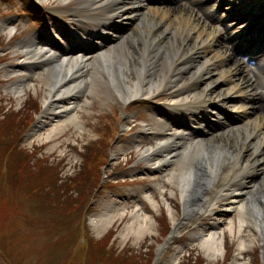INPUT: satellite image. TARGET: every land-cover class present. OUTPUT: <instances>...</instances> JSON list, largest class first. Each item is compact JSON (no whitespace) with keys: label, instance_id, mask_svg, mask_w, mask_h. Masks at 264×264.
Listing matches in <instances>:
<instances>
[{"label":"bare ground","instance_id":"obj_1","mask_svg":"<svg viewBox=\"0 0 264 264\" xmlns=\"http://www.w3.org/2000/svg\"><path fill=\"white\" fill-rule=\"evenodd\" d=\"M204 15L198 4L174 0H83L63 15L84 25L68 24L62 31L70 39L68 49L36 33L18 44L16 52L24 57L18 68L6 70V77L25 73L6 88L15 97L35 86L36 78L46 87L40 120L27 135L30 141L57 137L62 127L81 128L78 111L85 108L87 94H103L123 105L139 98L168 100L165 106L177 115L155 110L133 142L144 169L160 174L164 186L171 184L182 202L181 220L170 208L173 229L157 250L155 264L189 228L196 229V240L209 259L216 260L224 241L213 218L233 214L237 233L246 234L237 251L247 249L253 235L260 236L264 259V96L250 95V105L235 107L243 111L233 119L235 125L206 117L207 108L223 116L224 106L251 87L252 77L235 52H228L221 31L202 22ZM88 22L96 28H87ZM6 30L14 33L3 24L0 34ZM151 137L154 141L144 148ZM108 205L90 219L99 233L125 217L130 222L124 239L133 235L140 242L153 232V216L141 201L116 195ZM207 217L210 223L198 225ZM235 225L230 218L231 233Z\"/></svg>","mask_w":264,"mask_h":264},{"label":"rangeland","instance_id":"obj_2","mask_svg":"<svg viewBox=\"0 0 264 264\" xmlns=\"http://www.w3.org/2000/svg\"><path fill=\"white\" fill-rule=\"evenodd\" d=\"M82 3L83 0H0V28L3 24L14 28L12 35L9 30L0 34V170L9 172H2V178L0 176V264H155L157 250L165 245L173 228L170 208L175 209L178 220L182 217L179 192L169 183L165 187L160 174L151 175L144 169L146 164L140 160L141 153L133 143L138 141L136 135L151 120L155 109H165L163 105L147 103L141 100L143 98L123 105L103 94H87L83 99L85 108L78 111L82 116L81 128L70 125L62 127L57 137L28 140V133L40 120L46 87L36 78L35 86L31 84L25 95L15 97L6 88L25 73L6 77V70L17 69L24 60L23 53L16 50L27 37L36 33L48 35L53 27L64 31L66 23L83 28L74 18L63 16L78 9ZM35 105H39L41 110L38 115L33 109ZM30 115L34 123L18 142L16 123L22 125L21 122ZM11 118L15 125L9 133L14 134L12 140L17 144V150L32 155L29 162L32 173L45 164L55 167L60 179L57 187L81 171L88 155L87 147L95 149L88 166L95 165L97 170L95 168L91 180L86 182L85 190L89 191L96 176L102 174L104 184L89 205L84 203L71 213L80 188L69 184L60 206L53 204L54 211L49 210V204L44 205L38 197L35 185L26 183L22 174L17 178L12 169L15 163L12 157L8 158L7 166L3 164L10 145L2 136V128ZM159 120L156 125L160 124ZM43 127L42 133L45 134L49 125ZM153 141L152 137L146 138L143 147H148ZM10 161L12 166L9 169ZM108 161V167H103ZM116 195L141 201L153 216L154 230L140 242L133 235L127 239L122 237L125 226L130 222L126 217L101 233L91 224V217L108 208ZM70 202L75 204L69 205ZM232 217L236 223L235 233H231L227 226ZM213 219L220 223L218 232L223 233L224 241L222 253L216 260L211 261L200 241L196 240V229L189 228L167 246L160 264H264L260 236L253 235L250 239L253 243L238 252V244L246 234L237 233L236 215H216ZM210 222L207 217L198 225L205 226ZM98 249L102 255L105 251L108 254L103 257Z\"/></svg>","mask_w":264,"mask_h":264},{"label":"trees","instance_id":"obj_3","mask_svg":"<svg viewBox=\"0 0 264 264\" xmlns=\"http://www.w3.org/2000/svg\"><path fill=\"white\" fill-rule=\"evenodd\" d=\"M33 109L37 111L38 105H35ZM32 122H33V118H32V115H30L29 117H27L21 122L22 125H18L16 123L19 129V132L16 133L17 134L16 138L18 139L17 141L21 140L20 138L22 136V133L28 128V126H30ZM13 123H14V120L13 118H11L9 121L6 122V124H4V128H2L3 129L2 136L5 140L6 139L8 140V143L10 145L6 153L10 152V155H11V153L13 152L11 157L15 163H13L14 166L9 165V169L12 166V169H14V171L17 174V178L20 177L18 176V174H22V176H24L26 183H30V184L33 183L35 185L34 188H36L38 197H40L41 202L46 206H47V203L49 204L48 206L49 210H53V207H52L53 204L57 206L62 202L61 198H63V196L65 197V193L67 192V188L69 184L75 185L77 189L80 188L78 189V197L75 199V203L76 204H84V203L89 204L90 197L93 195V193L99 186V183L101 180L100 176H96V178L94 179L95 181H93L94 183L90 187V190L89 191L85 190L86 182L90 181L91 176H93L95 173V168H96L95 165H93L92 167L88 166L90 157L93 155V153L95 154V149L87 147L88 155L85 156V164L83 165L81 171L75 177L70 178V180L63 182L61 185H59V187H57L56 186L57 182L60 179L58 178V172L55 167L50 166L49 164H45L41 166L39 170L32 173L31 166L29 163L31 161L32 155L31 154L26 155L24 150H17V145L14 143L15 141L12 140V137L14 134L9 133L12 128L14 129L15 124ZM97 157L99 156L97 155ZM86 160H87V164H86ZM30 193L31 195H34V192L32 190H30ZM75 203L70 202L69 205L75 204ZM65 205H66V202H65ZM99 254L102 255V251ZM107 254L108 252L105 251L102 256L104 257Z\"/></svg>","mask_w":264,"mask_h":264}]
</instances>
